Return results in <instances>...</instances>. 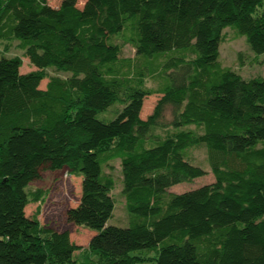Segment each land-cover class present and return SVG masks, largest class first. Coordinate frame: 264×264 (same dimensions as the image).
I'll use <instances>...</instances> for the list:
<instances>
[{"label": "trees", "instance_id": "trees-1", "mask_svg": "<svg viewBox=\"0 0 264 264\" xmlns=\"http://www.w3.org/2000/svg\"><path fill=\"white\" fill-rule=\"evenodd\" d=\"M259 8L264 0H0L3 53L17 41L36 68L22 74L20 57L0 58V264H77L70 234L26 213L48 169L82 177L67 218L96 233L87 264H264V78L219 62L228 27L264 54ZM120 40L148 73L121 57ZM50 68L71 76L41 89ZM154 75L157 91L146 86ZM115 105L114 120L98 118ZM157 128L174 132L145 147ZM203 145L215 181L168 194L207 175L186 158ZM117 159L128 228L108 225L115 185L103 168Z\"/></svg>", "mask_w": 264, "mask_h": 264}, {"label": "rangeland", "instance_id": "rangeland-1", "mask_svg": "<svg viewBox=\"0 0 264 264\" xmlns=\"http://www.w3.org/2000/svg\"><path fill=\"white\" fill-rule=\"evenodd\" d=\"M50 4L57 6L58 0H49ZM83 2V0H81ZM264 9L259 8V14ZM6 43L0 42V58L6 56L7 58L20 57L22 59V74H27L36 71V68L31 65L28 58L25 57L24 51L20 49L17 41L10 42L7 54L3 53ZM119 44L122 46L121 57L123 59L133 60L135 65L139 68L147 66L148 61L140 60L136 56L135 49L126 44L124 40H120ZM220 64L223 68L231 69L244 79H251L255 77L264 78V54L256 55L249 47L246 38L240 36L237 31L228 27L224 31V41L220 47ZM159 63V62H157ZM148 73L149 69H144ZM71 76L70 73L59 72L53 68L47 69L45 79L42 81L41 89H45L49 81L54 78L66 79ZM157 75L149 76L146 80V86L154 91L159 89V80ZM161 95H152L145 99L141 117L146 120L153 114ZM123 107L115 105L108 111L99 114L98 118L104 122H110L118 116V112ZM172 119L171 108L165 112L164 121L169 123ZM192 130L201 134V130L195 126L189 127ZM174 132L173 128H157L152 135L144 141V146L149 147L156 144L160 139H165ZM187 160L202 167L207 175L193 182L182 183L172 187L168 194H182L188 191L195 190L201 186L212 184L215 178L212 174L210 165L208 163V151L205 145L190 148L186 152ZM104 175L111 177L114 180V190L112 195L114 197L116 207L112 218L108 221V225L117 226L121 228H128L133 220V216L129 214L125 207V198L123 197V176L121 160L117 159L103 168ZM82 177L73 176L68 170L52 171L50 169L41 172V178L30 185L29 192L42 191L43 198L39 203H30L26 209L27 216H37L38 220L43 226L59 232H68L71 241L78 247L75 253V260L77 264H87L85 256L88 255V246L90 239L96 233L83 226L70 222L67 218V213L76 209L80 203L81 197ZM139 254V253H136ZM156 257V253L150 255ZM138 264H156L155 261H144Z\"/></svg>", "mask_w": 264, "mask_h": 264}]
</instances>
